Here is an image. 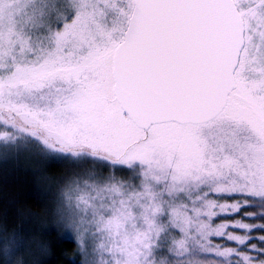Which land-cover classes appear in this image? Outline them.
Segmentation results:
<instances>
[{
    "label": "snow or ice",
    "instance_id": "6c2138e0",
    "mask_svg": "<svg viewBox=\"0 0 264 264\" xmlns=\"http://www.w3.org/2000/svg\"><path fill=\"white\" fill-rule=\"evenodd\" d=\"M22 154L61 175L0 264H53V237L66 264H264V0H0V160Z\"/></svg>",
    "mask_w": 264,
    "mask_h": 264
},
{
    "label": "trees",
    "instance_id": "16d2710c",
    "mask_svg": "<svg viewBox=\"0 0 264 264\" xmlns=\"http://www.w3.org/2000/svg\"><path fill=\"white\" fill-rule=\"evenodd\" d=\"M26 163L22 156L7 161L0 160V227H8L9 230L24 229L35 230L42 222L50 221L51 217L44 212L39 213V220L28 221L27 215H18L16 201L24 198L25 193L33 190L46 191V183L37 181V175L33 170L25 168ZM44 174L50 177H60L61 170L51 169L45 166ZM41 179V177H40ZM24 208L36 212L38 209L31 201H26ZM7 212V215L5 213ZM53 254L47 257L53 264H66L75 252V245L69 240L62 242L56 237L52 238ZM67 253V256L64 254Z\"/></svg>",
    "mask_w": 264,
    "mask_h": 264
},
{
    "label": "rangeland",
    "instance_id": "374dc122",
    "mask_svg": "<svg viewBox=\"0 0 264 264\" xmlns=\"http://www.w3.org/2000/svg\"><path fill=\"white\" fill-rule=\"evenodd\" d=\"M22 159L25 161L26 169H31L33 170V172L37 175V181H40V177H41V172L43 171V174L45 172L44 168H46L44 165L39 164L36 159L34 157H32L31 155H27V154H22ZM53 169V168H51ZM55 169V168H54ZM60 177L54 176V177H50L49 179L51 181L57 180ZM46 186L49 187V185L46 183Z\"/></svg>",
    "mask_w": 264,
    "mask_h": 264
}]
</instances>
